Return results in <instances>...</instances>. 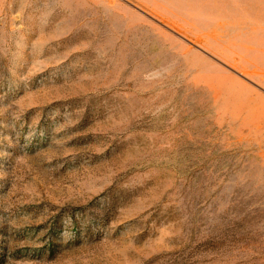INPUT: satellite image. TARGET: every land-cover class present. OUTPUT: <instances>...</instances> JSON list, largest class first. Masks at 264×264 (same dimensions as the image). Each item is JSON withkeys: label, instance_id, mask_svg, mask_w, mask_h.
I'll use <instances>...</instances> for the list:
<instances>
[{"label": "rangeland", "instance_id": "obj_1", "mask_svg": "<svg viewBox=\"0 0 264 264\" xmlns=\"http://www.w3.org/2000/svg\"><path fill=\"white\" fill-rule=\"evenodd\" d=\"M0 264H264V0H0Z\"/></svg>", "mask_w": 264, "mask_h": 264}]
</instances>
